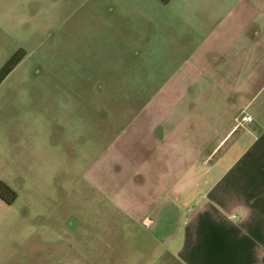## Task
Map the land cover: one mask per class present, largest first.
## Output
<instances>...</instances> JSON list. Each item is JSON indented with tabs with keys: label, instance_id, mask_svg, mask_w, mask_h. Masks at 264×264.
Returning <instances> with one entry per match:
<instances>
[{
	"label": "rangeland",
	"instance_id": "1",
	"mask_svg": "<svg viewBox=\"0 0 264 264\" xmlns=\"http://www.w3.org/2000/svg\"><path fill=\"white\" fill-rule=\"evenodd\" d=\"M234 1L0 0V68L19 57L0 81V182L15 192L10 204L0 199V264L153 263L151 227L134 222L119 198L133 197L139 178L126 162L151 145L146 134L135 142L133 124H149L157 89L158 105L197 101L204 80L182 78L189 58ZM255 36L263 41L264 30ZM70 99L92 102L93 122L88 143L78 139L76 170L55 174L53 161L65 160L54 143L63 134L72 144L84 130ZM92 164L103 191L91 184Z\"/></svg>",
	"mask_w": 264,
	"mask_h": 264
},
{
	"label": "crops",
	"instance_id": "2",
	"mask_svg": "<svg viewBox=\"0 0 264 264\" xmlns=\"http://www.w3.org/2000/svg\"><path fill=\"white\" fill-rule=\"evenodd\" d=\"M215 28L182 77H203V87L193 91L197 101L158 105L162 88L157 89L145 108L149 124H133L135 142L146 134L151 147L146 153L136 147L133 164L126 162V172L139 178L133 197L119 198L134 222L151 227V264H264V54L257 49L264 40L255 36L264 30V0H235ZM80 101L70 104L84 118V130L74 132L72 144L63 134L54 143L65 160L53 161L55 174L71 175L78 139L88 143L92 102ZM243 114L251 120L239 122ZM99 173V165L92 164L91 184L103 191Z\"/></svg>",
	"mask_w": 264,
	"mask_h": 264
},
{
	"label": "trees",
	"instance_id": "3",
	"mask_svg": "<svg viewBox=\"0 0 264 264\" xmlns=\"http://www.w3.org/2000/svg\"><path fill=\"white\" fill-rule=\"evenodd\" d=\"M165 1V0H164ZM19 57L16 55L11 56L0 68V81L2 78L13 68L17 63ZM15 198V192L10 189L3 182H0V199L6 204H10Z\"/></svg>",
	"mask_w": 264,
	"mask_h": 264
},
{
	"label": "built area",
	"instance_id": "4",
	"mask_svg": "<svg viewBox=\"0 0 264 264\" xmlns=\"http://www.w3.org/2000/svg\"><path fill=\"white\" fill-rule=\"evenodd\" d=\"M250 120H251V117L247 114H243L239 118V122H248ZM239 122H237L236 125H238Z\"/></svg>",
	"mask_w": 264,
	"mask_h": 264
}]
</instances>
